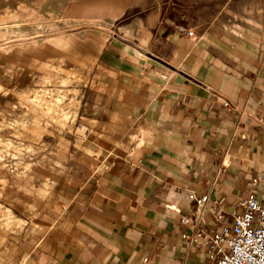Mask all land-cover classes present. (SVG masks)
I'll list each match as a JSON object with an SVG mask.
<instances>
[{"label":"crops","instance_id":"obj_1","mask_svg":"<svg viewBox=\"0 0 264 264\" xmlns=\"http://www.w3.org/2000/svg\"><path fill=\"white\" fill-rule=\"evenodd\" d=\"M67 7L86 20L60 47L90 64L85 133L67 140L54 211L14 237L17 256L215 264L203 232L232 220L240 196L264 194V22L239 27L233 2L214 12L196 0Z\"/></svg>","mask_w":264,"mask_h":264},{"label":"rangeland","instance_id":"obj_2","mask_svg":"<svg viewBox=\"0 0 264 264\" xmlns=\"http://www.w3.org/2000/svg\"><path fill=\"white\" fill-rule=\"evenodd\" d=\"M69 1L0 0V264H27L14 237L52 215L53 173L67 140L85 133L90 64L60 49L86 21L69 14ZM196 1L212 12L237 3L239 27L264 22V0Z\"/></svg>","mask_w":264,"mask_h":264},{"label":"built area","instance_id":"obj_3","mask_svg":"<svg viewBox=\"0 0 264 264\" xmlns=\"http://www.w3.org/2000/svg\"><path fill=\"white\" fill-rule=\"evenodd\" d=\"M187 33L193 35L194 29L188 28ZM208 197L204 194L200 202ZM236 208L232 220L223 222L212 233L203 232V244L209 247L215 264H264V194L252 191L240 196ZM217 217L224 219L223 213Z\"/></svg>","mask_w":264,"mask_h":264}]
</instances>
